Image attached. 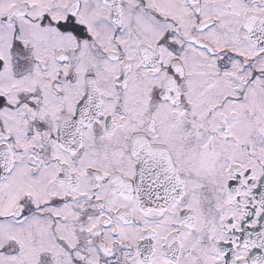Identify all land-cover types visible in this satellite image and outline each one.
Returning a JSON list of instances; mask_svg holds the SVG:
<instances>
[{"label":"snow or ice","instance_id":"snow-or-ice-1","mask_svg":"<svg viewBox=\"0 0 264 264\" xmlns=\"http://www.w3.org/2000/svg\"><path fill=\"white\" fill-rule=\"evenodd\" d=\"M0 264H264V0H0Z\"/></svg>","mask_w":264,"mask_h":264}]
</instances>
